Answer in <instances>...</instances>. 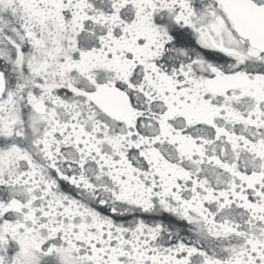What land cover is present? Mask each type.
<instances>
[{
  "label": "snow or ice",
  "instance_id": "6c2138e0",
  "mask_svg": "<svg viewBox=\"0 0 264 264\" xmlns=\"http://www.w3.org/2000/svg\"><path fill=\"white\" fill-rule=\"evenodd\" d=\"M0 264H264V0H0Z\"/></svg>",
  "mask_w": 264,
  "mask_h": 264
}]
</instances>
